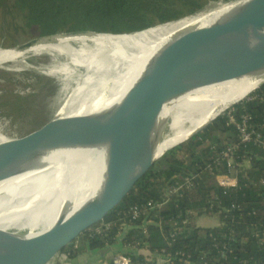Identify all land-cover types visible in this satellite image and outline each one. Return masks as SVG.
<instances>
[{
	"label": "trees",
	"instance_id": "1",
	"mask_svg": "<svg viewBox=\"0 0 264 264\" xmlns=\"http://www.w3.org/2000/svg\"><path fill=\"white\" fill-rule=\"evenodd\" d=\"M228 1L0 0V48L61 33L138 31ZM24 73L37 81L55 82L45 74ZM12 77L8 69L0 68L4 83ZM53 92L56 86L50 95ZM250 96L234 108L245 109L258 120L264 112V84ZM25 103L26 98L16 99L15 109L19 111L23 104L21 112H28L31 105ZM36 112L42 114L40 108ZM237 142V131L225 112L166 152L101 222L78 235L60 254L70 260L88 250L119 244L121 250L115 255L128 257L129 264H152L154 255L164 258L158 264H184L185 260L190 264H264V151L251 144L239 146L235 168H231L222 150ZM228 175L237 181L225 188L218 177ZM148 200L159 202L160 207L131 219L129 209ZM204 218L217 223H197ZM96 227L99 232H94Z\"/></svg>",
	"mask_w": 264,
	"mask_h": 264
},
{
	"label": "water",
	"instance_id": "2",
	"mask_svg": "<svg viewBox=\"0 0 264 264\" xmlns=\"http://www.w3.org/2000/svg\"><path fill=\"white\" fill-rule=\"evenodd\" d=\"M187 16L123 34L144 32ZM85 32L94 31L42 36L14 48ZM221 69H227L232 83L227 79L224 93L201 102ZM150 82L135 122L115 131L118 122L110 120L90 134L99 139L120 136L114 149L121 156L119 162L112 164L88 152L51 155L67 166L72 180L69 189L0 207V238L31 252L25 264H49L78 235L101 222L166 152L201 132L264 84V0H230L203 15L175 41ZM25 156L21 154L18 160ZM94 170L95 182L99 173L97 183L71 189L74 182Z\"/></svg>",
	"mask_w": 264,
	"mask_h": 264
},
{
	"label": "bare ground",
	"instance_id": "3",
	"mask_svg": "<svg viewBox=\"0 0 264 264\" xmlns=\"http://www.w3.org/2000/svg\"><path fill=\"white\" fill-rule=\"evenodd\" d=\"M202 16L196 13L130 35L72 33L0 50V64L33 54L61 55L67 62L66 72L74 75L54 112L36 129L21 136H0V207L69 189L72 180L67 166L56 162L51 155L88 152L112 164L119 162L121 156L114 149L121 137L94 139L91 132L110 120L118 122L113 127L115 131L135 122L153 75L175 41ZM218 74L201 102L224 93L227 79L232 83L227 69H221ZM65 123V128L55 133ZM41 151L45 154L39 155ZM23 153L26 156L18 160ZM96 175L97 171H92L74 182L71 189L93 186L99 180L98 173L94 181ZM30 255L29 250L0 238V264H25Z\"/></svg>",
	"mask_w": 264,
	"mask_h": 264
},
{
	"label": "rangeland",
	"instance_id": "4",
	"mask_svg": "<svg viewBox=\"0 0 264 264\" xmlns=\"http://www.w3.org/2000/svg\"><path fill=\"white\" fill-rule=\"evenodd\" d=\"M220 4L222 2L207 6L199 13L208 15ZM36 56L43 58L37 60L35 59ZM31 58H33L32 61H30ZM30 62H33L32 66ZM33 66H37L39 69ZM0 68L8 69L13 74L12 81H8L7 84L0 79V136L4 137L21 136L39 126L53 110L55 104L62 98L74 77L73 74L66 72L68 68L67 62L58 54H33L13 58L0 64ZM25 70L45 74L54 78L55 82L37 81L32 74L24 73ZM55 86L56 93L53 92L50 95L51 90H55ZM20 97L26 98V105H31L28 112H21L24 110L23 104H19L21 106L19 111L15 109V100ZM38 108H40L42 114L36 112ZM112 246L116 247L115 245ZM103 249H96V251L110 252V249ZM79 257H89V255L83 253L68 260L66 254H60L59 252L49 264H77ZM110 262L111 259H107L104 263L110 264ZM90 264H93V262L90 261Z\"/></svg>",
	"mask_w": 264,
	"mask_h": 264
},
{
	"label": "built area",
	"instance_id": "5",
	"mask_svg": "<svg viewBox=\"0 0 264 264\" xmlns=\"http://www.w3.org/2000/svg\"><path fill=\"white\" fill-rule=\"evenodd\" d=\"M251 96L249 95L245 100H249ZM227 122L231 124L237 131L239 142L235 145L228 146L226 149L222 150V155L225 157L227 165L231 168L234 167V157L236 155L237 148L241 145H253L264 151V112L260 119L256 120L253 115L242 109L241 112H237L234 107L230 108L226 112ZM219 183L228 188L236 184V176H220L218 177ZM175 189V188H173ZM160 207V203L148 200L142 204H137L129 209V216L131 219H137L148 210L156 209ZM100 228L96 227L94 232H99ZM178 253V252H176ZM158 256V257H156ZM151 259L152 264L160 263L161 258L159 255H154ZM164 259V258H163ZM166 260V259H165ZM168 261V260H167ZM114 264H129V258L123 254H117L113 258ZM184 264H190L189 261L185 260Z\"/></svg>",
	"mask_w": 264,
	"mask_h": 264
},
{
	"label": "crops",
	"instance_id": "6",
	"mask_svg": "<svg viewBox=\"0 0 264 264\" xmlns=\"http://www.w3.org/2000/svg\"><path fill=\"white\" fill-rule=\"evenodd\" d=\"M198 224L202 225H209V224H216L217 221H211L207 218L199 219ZM116 247H107L105 249H110V252H98L96 250H88L85 254L89 255V257H79V262L77 264H90V261L93 262V264H108L104 263L107 259L113 260L115 257V253L119 252L121 250V247L119 244L115 245ZM104 250V249H103ZM93 253V255H92ZM117 255V254H116Z\"/></svg>",
	"mask_w": 264,
	"mask_h": 264
}]
</instances>
